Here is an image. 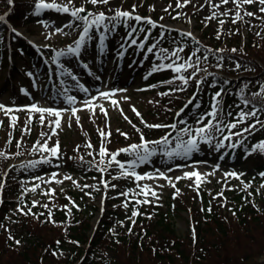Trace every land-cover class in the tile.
Returning <instances> with one entry per match:
<instances>
[{
  "label": "snow or ice",
  "instance_id": "1",
  "mask_svg": "<svg viewBox=\"0 0 264 264\" xmlns=\"http://www.w3.org/2000/svg\"><path fill=\"white\" fill-rule=\"evenodd\" d=\"M9 5L13 3V0H8ZM111 0H85V4L80 6H75V0H67L64 2H57V0H36L34 4L33 15L39 16L42 12L46 10H54L57 13L68 14L71 17V20L68 24L64 25V28H76L80 29L78 33V39L74 41V45H69L66 49L57 51L55 56L52 57V63L56 64L57 68L60 69L59 76L61 77H69L71 80L76 81L75 88L82 91L85 94L89 93V89L84 87L79 83L78 78L73 75V73L65 68V65L60 63V59L62 57H76L79 58L82 55V49H86V41L98 39V47L101 53L104 52L106 44L105 42L108 40L109 35L116 31L118 27L123 26L126 28L127 34L125 39L120 45L121 52L119 55L122 57L128 48L135 47L140 51L144 52L145 58L149 54L155 56V59L159 61V63H154L150 72L145 76V79L148 76L153 75L157 72L163 71H171L173 76L167 80L161 81V85H173L177 81L180 82V85L176 88H170L169 91L158 93L160 96H168L175 92L185 91L190 81H195L197 89H200L202 84L207 79V76H213V73L207 72L206 67H201L202 63H206L209 59V54L222 53L223 49H210L207 47H200V41L193 35L191 31H178L180 37L186 38L194 42L197 47H195L188 55L187 58L181 56V53L185 52L186 44H182L178 40H173L172 43L175 45L171 50L161 46V41L165 38V33L161 32L158 38L154 40L151 44L147 42L152 39V30L156 28L166 29L168 31H173L168 25L159 24L157 21H154L151 17H145L137 14L138 5L133 4L131 6V10H125L123 7L119 8H109L108 11L111 12V15H108L103 10L98 11H90L85 5H91L93 7L99 8L100 6H108L110 5ZM191 3V0H176L175 8L181 9ZM205 3L213 9L212 13L205 17L203 23L207 26V22L209 21H217L218 29L216 38H221V29L223 25L226 23L225 19L220 17H231V22L236 24L238 22H242L244 20V16L253 17L256 19H260L264 21V0H219V3H214L213 0H205ZM233 5L234 7L228 8L224 12H217L216 9L221 8L226 5ZM258 12L261 14L257 17L255 12L248 11L247 6H257ZM201 5L200 7H203ZM172 8V5L169 4L167 8L164 9L166 13L169 12V9ZM151 11H155L154 6H150ZM243 13V14H242ZM181 15H185L184 13L177 12L175 16H172V19H179ZM161 21L164 19L163 16L159 18ZM0 22H5V16L0 15ZM135 22V23H133ZM191 23V20H188ZM148 25L149 27L146 29L143 25ZM47 27V24L44 25ZM13 38L22 37L23 33L19 32L16 29H11ZM55 33H63V28H56ZM53 33V34H55ZM144 33L143 39H139L138 34ZM239 29L236 30L238 34ZM66 34V33H63ZM98 34V36L96 35ZM257 36H261L260 32L256 33ZM264 38V36H261ZM0 42H2V38H0ZM30 43H33L30 41ZM38 47H47V45H42ZM232 53H236L238 51L237 48H232L230 50ZM217 63L214 65L217 69L223 68V60L224 57L222 55L216 56ZM167 61V62H165ZM83 67L85 69L88 68V64L84 63ZM242 68L240 62L235 63L234 71H238ZM191 70V72H189ZM245 71H254L251 68H245ZM200 72L207 73L205 77H199ZM184 73H188L185 75ZM27 76L32 77L33 73L27 72ZM99 79V77H97ZM61 85L65 83L64 80L60 81ZM225 84L230 83V81H224ZM248 83H245L244 88L248 87ZM211 87H217L216 83L210 84ZM149 87L155 88L156 85H150ZM244 88L240 89V100L243 107L237 105L239 111L233 116V113L229 111L226 115L231 117L230 120L224 119V110L221 106V100L223 98V94L225 89L220 88L216 91L212 96V103L210 105V110L206 113L199 116L197 120V127L185 126L180 127L179 125L186 124V121L183 119L178 120L175 123L171 124H149L147 123L141 113L133 106L132 112L136 117L139 118L140 124L143 125L144 128L148 129H169L170 131H166L164 135H162L159 139L156 140H147L145 138L144 132L140 127H138L135 123H133L127 115H125L124 110L120 108V101L117 99H113L116 95V92L109 91H101L99 96H89V98L84 99L80 102V106L77 107V97L75 95H69L70 89L65 87L63 91L59 93V95L64 97V102L69 106L67 108H53V107H43L38 105L37 103H32L30 105L24 106H7L3 103H0V114L8 120V128L9 131L7 133V140L5 144L7 146H11L14 140V131L18 128L20 117L17 113L23 112L25 113V121L23 128H20L21 138L15 140V147L17 151L15 153L7 152L0 150V159L10 160L16 157H20L25 155L23 148V138L24 136L31 135L33 130L34 120H38L39 126L42 129L39 133V138L33 143L31 148L28 150V155L38 156L37 159L27 160L26 162H21L19 165V170L28 171L37 168L39 165H52L53 161H57L55 165L59 168L60 161L63 160V153L61 149V144L59 139L53 141V137H58L59 132L63 127L64 117L68 116V127H72V121H75L76 125L83 128L81 123V117L78 113L82 111L88 112L89 119L95 123V119L98 118L97 109L99 110V114H102L105 117L104 127L97 128V132L99 135V145L98 151L94 148L93 144L90 140L86 141L83 147L87 149V156L91 159L85 160L84 155H79L81 146L77 145L74 151L78 154L75 157H68L70 160H75L81 166L84 164L88 165L86 171L95 169L99 174L98 184H80L75 180L71 175H64L62 179H59V173L54 172L50 175L48 179L43 177H33V182L31 187H23L20 197H18V206L15 210L16 213L23 215L25 217L32 216L36 220H40L41 217L45 216V212H33V208L42 207L47 211V218L44 222H50L54 225L56 221L52 219L53 213L52 209L49 207V203L41 204L40 201L32 200L31 205L24 203V196L28 193H37L40 190L39 194L42 196H46L51 199L55 197V189L48 188L46 190L41 189V184H63L65 181H70L72 185L78 188L85 196L90 198L93 197L94 192H101L100 203L103 204L104 198L108 190L116 189L118 187L117 184L111 183V180H132L135 184V189H126L117 194V198L123 197L121 204L118 205L125 209H129L130 205L132 206L131 214L127 217V219L131 222L132 225L136 224L135 218L142 215L138 206L142 205H158V201L160 200V194L156 191V188H163L164 185L157 184L154 187H150L148 184H142L141 181L146 180H164L167 182L168 186L174 190L173 198L175 199L179 195H181V191L177 188V183L181 180H188L191 183L188 185L189 188L193 189L199 195L201 190V186L204 183L209 182L208 177L215 175L217 171H219V165H216L211 172L201 173L199 170L193 168L191 171H184L180 176H169L165 172H161L158 169L155 174H141L136 171L140 166L147 164L151 161V158L157 155H160L168 160H172L175 158L188 160L193 153L200 151L201 144L209 145L214 148L215 151L221 152V150H225L221 153L220 159L223 160L225 155L229 154V151H234L238 148H243L245 156H250L253 154H261L264 155V140H261L250 147L245 143L249 136L255 134L256 131L264 129V119H261V116L264 115V84H260L258 90L251 93V98L246 97L244 93ZM25 96L29 95V92L25 89L20 90ZM123 91V90H118ZM195 98V94L193 98H190L185 104L184 108H187L188 105L193 104ZM97 99H104L110 101V104L116 110L120 111L123 119L127 121L128 124L135 130V132L139 135V143L130 144L126 147L119 148L115 151H110L107 147V144L111 142V131H106L105 129L109 128L108 123V109H106L102 104H97L95 101ZM124 100H128V97H123ZM259 100V103H257ZM149 103H153V101H149ZM156 103H159L156 101ZM199 107V105H196ZM184 108H181L177 111L174 116L180 117L181 113H183ZM167 111H171L170 109H166ZM206 121V122H205ZM251 121V123H249ZM241 125H246L245 127H240ZM4 121L0 120V128H3ZM239 129V130H237ZM237 130V131H234ZM119 135L123 136L125 139H128V134L122 132L120 129H117ZM175 133V135H173ZM245 134H248L247 136ZM87 135V133H85ZM233 137H237V139H233ZM52 141V143H50ZM227 142V143H226ZM121 154H127L131 157L130 160L122 161L118 159ZM97 157L99 159H97ZM177 168L187 167V165H176ZM17 168L16 165H9L6 168L2 175H0V204L3 203V192L7 186V180L9 178V172L12 169ZM113 170H115L116 174H112ZM173 169L169 168L168 172H172ZM107 175L111 176V180L106 179ZM224 187L216 193L215 196L212 197L213 200L220 199V207H226V198L224 197L225 190H233L231 188H227V182L231 179H236L241 181L242 188L240 190L247 191L252 187V181L244 182L241 180V177L244 176V173H237L235 171L225 172L224 174ZM259 177L264 179V171L260 172ZM93 180H97L96 176L92 177ZM39 181V183H36ZM18 183L26 184L25 181H18ZM102 186V188H101ZM261 188H264V183L260 185ZM86 189H90V191H86ZM102 189L104 190L102 192ZM63 191V189H61ZM253 193L249 192L248 195L251 196ZM142 197V198H140ZM68 199L69 204L64 205L61 210H67V215H71L72 208H76L78 210L79 206L76 205L75 201H73L70 197H66ZM247 199V198H246ZM251 202V201H249ZM255 207V205H253ZM201 211L211 212L212 208L209 206L207 209H201ZM232 212V215L235 216L236 213L234 210L229 209ZM151 219V216L148 217ZM121 226H123V222H119ZM0 227H3L0 224ZM6 231H8L6 229ZM128 233L132 234V227L128 228ZM113 234L115 235L114 231ZM195 229H193V239L195 240ZM7 239L9 241H13L17 246L20 245L21 241L15 239L11 234L8 235ZM58 246L61 241L57 240L55 242ZM72 243L79 246L78 241H72ZM119 243V241H116ZM11 245H9L10 247ZM54 257L58 256L59 253L53 251L51 253Z\"/></svg>",
  "mask_w": 264,
  "mask_h": 264
},
{
  "label": "trees",
  "instance_id": "2",
  "mask_svg": "<svg viewBox=\"0 0 264 264\" xmlns=\"http://www.w3.org/2000/svg\"><path fill=\"white\" fill-rule=\"evenodd\" d=\"M27 3L26 0H13V3L9 5L8 0H0V12L4 10L2 5H7L9 9L6 11V18L13 24L21 25L27 21ZM133 4L131 0L123 2L111 0L109 8L115 9L124 5V9L130 8L131 10ZM163 5L164 2L161 6L157 5L155 11H151L142 3L141 8L137 9L140 13L151 11L152 15L158 16L161 13H166L164 9L168 5L165 8L162 7ZM87 7L93 12L101 10L99 8L106 9L104 6L96 8L87 5ZM103 11L108 15L112 14L108 10ZM169 12L171 15L166 14L170 19L177 12L195 15L187 6L181 9L174 6L169 9ZM195 19L196 28L200 29L201 36L208 37V41L206 43L200 41L199 46L213 50L223 49L222 53L209 54L208 61L214 69H217L214 66L217 63L216 56L224 57V66L222 69H218L221 74L215 73L214 69L208 71L214 74L213 82H216L217 85H227L224 81L234 84V88L228 91L227 99L229 97L240 99V89L244 88L245 83L250 82L248 87L244 88L243 94L251 98V93L257 91L260 84H264V38H261L264 36V21L244 16L242 22L233 24L230 16L223 17L226 23L221 29V38L217 39V21L213 20L203 27L205 24L203 25V22L199 21L197 17ZM242 28L247 31L245 40L241 39ZM237 29H239V33L233 34ZM257 32H260L261 36H257ZM13 35L9 31L6 21L0 22V38H2V45L5 46L1 48L0 45V53L3 55L0 59L7 58L4 54L7 53L8 39L13 42L9 49L13 54L18 49L25 50L22 39L20 37L13 38ZM185 42L190 43V40L186 39ZM191 44L197 47L194 42ZM232 48H237L238 51L232 53L230 51ZM237 61L241 63L242 68L234 71ZM245 68H251L254 71H245ZM235 75L236 78L230 77ZM156 134L157 132L149 131V135ZM20 135V130L17 128L14 131L13 144H15V140L20 139ZM261 139H264V129L249 136L245 143L250 147L253 145L251 142L261 141ZM10 148H13V145ZM15 149L17 148L15 147ZM6 150L11 153L16 152ZM244 154L243 148H238L237 155L233 156L230 164L236 167L241 166L245 162ZM230 155H232L231 151L225 155L224 159ZM253 156H259V159L250 165L253 172H246L247 167L242 169L245 171L243 176L245 180H256L258 178L256 171L264 170V155L253 154ZM73 157L75 156L73 155ZM68 161L67 168L69 170H78L77 161L70 159ZM5 162L6 160L0 159V175L6 169ZM38 170L37 167L29 170L27 174H36ZM9 174L13 177L11 171ZM12 174L14 175V171ZM9 181L11 184L6 186L3 192L4 196L7 194L6 192L9 193L11 187L20 185L15 177L10 178ZM241 188L235 187L231 188L233 190L225 191L226 207L219 206L220 199H212L214 194L207 196L205 192L202 193L201 204H197L196 199L192 201L187 206L191 214V226L183 236L178 234L173 221L167 219L168 211L167 213H154V219L143 215L136 217V224L130 226L132 234L128 233V223H125V227L118 226L116 228L113 236L108 233L107 228L110 220L105 218L101 220L102 223L97 226L94 233L89 235L90 216L86 212L93 210L95 205L92 209L86 207L84 213L74 211L72 215H66L61 210L55 211L56 214L52 217L56 221L55 225L44 222L47 212L40 220L14 212L9 223L5 224V212L12 202L5 196L3 203L0 204V224L3 225L0 227V264H51L49 263L51 258L47 255L53 251L59 253L55 258L62 261L61 264H93L99 260H101L100 264H264V261L258 260L259 256L264 253V190L258 193L257 189L252 188V193H257L259 199L255 202L252 198L253 194L248 195L250 189L242 191ZM209 206L212 208L211 212L201 211ZM229 209L234 210L236 215L233 216ZM33 212L41 211L34 208ZM193 229H195V240L193 239ZM17 231H20L21 234L17 235ZM22 232H25L24 236ZM9 234L20 241H23L25 236L26 238L17 246L13 241L7 239ZM57 240L61 241L59 246L55 243ZM72 241H78L79 246ZM9 245L11 246L9 247ZM66 246H70L73 255L61 258L60 253ZM10 254L15 257L8 260Z\"/></svg>",
  "mask_w": 264,
  "mask_h": 264
},
{
  "label": "rangeland",
  "instance_id": "3",
  "mask_svg": "<svg viewBox=\"0 0 264 264\" xmlns=\"http://www.w3.org/2000/svg\"><path fill=\"white\" fill-rule=\"evenodd\" d=\"M28 2V7L29 8H34V4L36 0H26ZM57 2H64L66 3L67 0H57ZM132 3L138 5V7L141 8L142 3L150 9L149 6H154L156 7L157 5H162V2H164V5L162 6L165 8V6H169V4L174 7L176 5V0H131ZM214 3H219V0H213ZM85 3V0H75V6H80ZM152 3V4H149ZM201 5H204L203 7H200ZM3 8H6L7 5H2ZM188 9H191V11L194 12L195 15H191V23H183L181 19H178L176 21H172L171 24L172 26L175 27H181L183 29H190L192 26V23L195 24L196 17L198 18L199 21H204L205 17L209 16L213 9L209 7L206 3L205 0H191V3L187 5ZM234 7L233 5L229 4L226 6H222L219 9H216L217 12H223L226 11L228 8ZM258 10V5L256 6ZM50 11L47 14L49 15H54L52 19H45V18H36L32 22L28 21L23 24L21 28H19L20 32L23 33V36L26 37L27 40L33 42L30 43L31 46L35 49L36 53L34 55H28L25 54L24 52L19 53L15 61L17 64H19L16 69L17 73H14L12 77L9 76L12 70L15 69L14 64V59H12V64L8 65L6 64L5 61H0V103H3L7 106H24V105H30L32 103H37L40 106L43 107H53V108H67L69 107L65 102H64V97L59 95L60 92L63 91V88L67 87L70 89V91H73L74 93H71L69 91V95H75L77 97V107L80 106V102L84 99L89 98V96H99V93L101 91H109L112 90L116 92V95L113 97V99H117L120 101V108L124 110L125 115L128 116V118L133 122V123H139V118L135 116V114L132 112V107L134 106L142 115L143 119L147 123L151 122H160L163 120H167L171 117L172 112L173 115L180 110V107H178L179 101L181 99H184L188 96V92L190 87L187 86L185 91L182 92H175L171 95L168 96H160L158 93L161 92H166L169 91L170 88H176L180 85V82L177 81L173 85H169L170 88L167 89V85H162L160 88H152L144 90L143 86L138 85L139 80L137 75L135 77V81L131 82H126L125 78L130 75L133 70L139 69V73H142L147 70H151L152 66L154 63H159L155 59V56L152 54H149L147 58H145L144 52L141 57H137V48L131 47V52L127 60L134 62L133 65L128 64V68L123 70L120 74L116 71V68H113L111 64L109 63V59H111V54L110 57L108 58H101V66L98 65L97 67H90L89 69L93 71L96 77H99L101 83L98 86H91L84 80V76L82 74H79L77 72H73V69L67 68L70 70L73 75H75L78 78V81L80 84H82L84 87L89 89V93L85 94L82 91L78 90L75 88L76 81L71 80L69 77H61L59 76V71L60 69L57 68L56 64L52 63V57L55 56L57 51L64 50L66 49L69 45H74V41L76 40L77 34L79 33V29L76 28H64V25L68 24L70 22V16L68 14L64 13H57L54 10H47ZM46 12V11H45ZM259 13V12H258ZM260 14V13H259ZM30 15V14H29ZM261 15V14H260ZM165 17V15H163ZM188 18L190 16L188 15ZM210 22V21H209ZM207 22V23H209ZM47 24V27L44 25ZM204 25V23H203ZM205 27V25L203 26ZM56 28H63V33H55ZM30 30V31H29ZM192 30V29H191ZM194 33H197V30H193ZM55 33V34H53ZM126 32L122 30H118L115 32L114 36L112 39H114V42L111 43L109 40H107L108 45L111 44V46L114 45V48L112 49L113 54L112 60L116 59L118 56V52L121 50V48H118V46L121 45L123 40L126 37ZM109 39V38H108ZM156 39V38H155ZM154 38L151 39V43L154 42ZM176 40L175 37H165L161 41V46L172 49L175 47V45L172 43L173 40ZM96 39L93 40H87L86 41V49H82V54L85 53V56L88 48L90 45H92L93 49H97L98 47V42ZM150 43V44H151ZM42 45H47V47H38ZM192 50L186 46L185 47V52L181 53L184 54L185 57L191 52ZM41 56H46L47 57V63L48 66L52 67L54 69V72L57 73L58 75V85L57 91H50L45 94V89L46 85L44 86L43 82L47 79V74L48 71H46V65L43 66L41 69V65L36 64V58L37 54ZM135 54V55H134ZM93 55L96 56L95 51L93 52ZM91 54V56H93ZM82 57V55H81ZM79 57V58H81ZM42 59V57H40ZM98 56L95 58L97 59ZM72 59H77L76 57H62L60 59V63L64 64L66 61L72 60ZM81 60V59H80ZM42 63V62H41ZM13 65V66H12ZM134 67L132 68L130 67ZM45 67V68H44ZM100 67L104 68V73L102 76H100ZM19 68V69H18ZM66 68V66H65ZM46 72H45V71ZM27 72L33 73L32 77H29L26 75ZM158 73V78L161 81L167 80L173 76V73L171 71H163V72H157ZM118 76L119 81L115 82L113 80V77ZM64 80L65 83L61 85L60 81ZM130 80V79H129ZM114 81V82H113ZM72 85V86H70ZM73 87V88H70ZM97 87V88H96ZM25 89L29 92L28 96H25L20 90ZM118 90H123V91H118ZM176 95H179V97H175ZM123 97H128V100H124ZM177 98V99H175ZM149 101H153V103H149ZM158 101L159 103H156ZM97 104H102L106 109H108V113L111 117V120L109 121V115H108V123H109V128L105 129L106 131H111L112 134H114V138L111 140L110 143L107 144V147L110 151H115L119 148L124 147L126 141L128 139H131L133 135H136V138H138L137 133L135 130L131 127L130 124L125 121L120 113V111L116 110L113 108V106L110 104V101L104 100V99H97L95 101ZM166 109H170L171 111H167ZM81 117V123L83 128L81 129L78 127L75 123V121H72V127H68V116L66 115L63 120V127L59 132L58 137H53V141L56 139H59L61 148L65 150V158L68 159V157H73L77 156L78 154L74 151L77 145L81 146V150L87 153V149L83 147L86 141L90 140V142L93 144L94 148L98 151V145H99V135L97 132V128H103L104 127V121L105 117L102 114H99V110L97 109V114L98 118L95 119V123L92 122V120L89 119V113L86 111H82L78 113ZM17 115L20 117L19 120V128H23L24 121H25V113L20 112L17 113ZM180 117H175L177 119L181 118ZM0 120L4 121V126L3 128H0V149L3 151H17L15 149V144L13 145V148H10V146H7L5 144V141L7 140V133L9 131L8 128V120L3 116V114H0ZM197 123V121H196ZM33 125V130L31 132V135L24 136L23 138V148L21 149L24 151L25 155L28 154V150L31 148L33 143L39 138V133L42 130L39 126L38 120H34ZM194 127H197L196 125ZM117 129H120L122 132H125L128 134V139H125L123 136L119 135L117 132ZM21 132V131H20ZM87 133V135H85ZM21 138V135L19 136ZM52 143V141H50ZM11 145V146H12ZM201 147H205L206 145L201 144ZM80 150V151H81ZM14 153V152H13ZM21 158V157H20ZM87 159H91L90 157L87 156ZM118 159L125 161V160H130L131 157L128 156L127 154H121ZM160 159V158H159ZM158 159V160H159ZM21 159L18 158V160L14 161L13 164H16L17 168L20 165ZM64 161V160H63ZM161 162H155V164H150V166L142 165L140 166V169H142L141 172H139V168L136 169L138 173L141 174H155L156 170L158 169L161 172L167 173L169 176L175 177V176H180L183 174L184 171H191L193 168L199 170L201 173H206V172H211L213 168L216 166L213 163L206 164L205 162L198 161V162H191V163H180L179 165H187V167H181L177 168L176 165L172 164H166L165 161H168L166 158L162 157ZM10 162V160L8 161ZM64 163V162H63ZM57 163H53V165H56ZM65 165V164H63ZM80 169L82 173H90L94 172L95 169L86 171L88 166L84 164L81 166L80 164L76 166ZM172 168V172H168V169ZM222 166H219V171L221 173H215L213 176H209L207 179L209 182L202 184L201 188H204L206 191V194L210 196L214 191H217V193L224 187V184L222 183L224 181V173L223 172ZM54 172L59 173L58 178L62 179L64 175H71L75 180H77L78 183L80 184H95L96 180H93L92 177L93 175L91 174L89 177L88 176H82L80 175L81 172L79 170L77 172H67V170L64 169L62 166L59 170H52L49 173H45L43 176H47L46 179L50 177V175ZM23 181L27 182L25 184L26 187H31L33 178H25ZM36 183H39V181H36ZM113 183L117 184L118 187L114 190L110 189L109 193L113 196H117L118 190L124 191L126 189H135V184L133 183L132 180H126V179H120V180H114ZM140 183L142 184H148L150 187H154L157 184H162L164 185L163 188H156V191L160 194V200L157 202L159 206H156L155 204L153 205H142L141 208L146 209V212H143V216H151L152 219L155 218L154 213H167V219L172 220L173 224L175 225L176 231L180 236L185 235V233L188 231V223H189V217H188V212L185 210V207L188 206L192 201H194L197 198V192L194 191L193 189L189 188L188 185L191 183L188 180H181L177 183V188L180 187L181 195L176 197L175 199L173 198L174 190L168 186L167 182L164 180H146V181H141ZM240 181L235 180V179H229L227 182V188L232 187V186H238ZM264 183L263 181L258 183V184H252V187H256L258 193H260L264 188H261L259 184L261 185ZM48 188L55 189V197L51 199L42 196L39 194L40 190H38L37 193H29V199L24 198V203L28 204L29 206L31 205L32 200H37L40 201L41 204L43 203H49V207L52 209V211H57L61 210L64 205H68L71 207L69 204L68 199L66 197H70L73 201H75L76 205L79 206L78 210H75L76 208H72V211H78L81 213H84V210L86 207L91 206L94 204L98 205V209H96L95 212H92L88 210L86 212L88 216H91V223L92 227L96 222H94V218L99 219L97 216V211L101 213L102 211L106 209H110L111 214H116L117 211L116 209L113 210L111 208V201L109 199L108 202V197L109 193H106V196L104 198L103 204L100 203V198H101V192H94L93 197L90 198L88 196H85L83 192H81L78 188L74 187L70 181H65L63 184H56V183H51V184H41V189L46 190ZM217 188V189H215ZM63 189V191H61ZM215 189V190H214ZM86 191H90V189H86ZM252 192V190H250ZM25 197V196H24ZM253 199H258L257 193H254L252 195ZM18 196L14 195L13 199L15 202H13L12 206L15 209L20 206L18 203ZM142 198V197H140ZM123 197H119L117 200V203L121 204ZM92 207V206H91ZM120 207V206H119ZM38 210H45L42 207H36ZM132 206L130 205L129 209L121 208L120 212L122 215V219L119 217L115 218V221L117 224H120L119 222H123L128 220L127 217L131 214ZM188 210V209H187ZM12 211V210H11ZM46 211V210H45ZM67 212V210H61ZM53 212V213H54ZM91 213V214H90ZM125 227V224L123 225ZM127 227H130V225H127ZM126 227V228H127ZM17 235L21 234L20 231H17ZM23 233V232H22ZM25 233V232H24ZM23 233V236H24ZM26 238V236H25ZM24 238V240H25ZM23 240V241H24ZM21 241V242H23ZM109 248V247H108ZM62 255L61 258H64L66 255L71 257L73 255V252L71 251L70 246H66L62 252L60 253ZM15 255L10 254V260L11 258H14ZM47 257L51 258V264H61L62 261L59 259H56L52 254H48ZM55 259H54V258ZM260 260L264 259V255L259 258ZM144 261V260H143ZM77 262V261H76ZM101 260L98 262H95L93 264H100Z\"/></svg>",
  "mask_w": 264,
  "mask_h": 264
}]
</instances>
